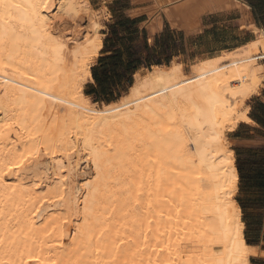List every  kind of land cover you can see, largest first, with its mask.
<instances>
[{
  "label": "bare ground",
  "instance_id": "1",
  "mask_svg": "<svg viewBox=\"0 0 264 264\" xmlns=\"http://www.w3.org/2000/svg\"><path fill=\"white\" fill-rule=\"evenodd\" d=\"M81 12L86 34L68 39L56 22ZM97 14L89 0H0V264L264 257L245 239L229 138L253 124L264 32L189 72L136 73L98 108L84 93L103 49Z\"/></svg>",
  "mask_w": 264,
  "mask_h": 264
},
{
  "label": "crops",
  "instance_id": "2",
  "mask_svg": "<svg viewBox=\"0 0 264 264\" xmlns=\"http://www.w3.org/2000/svg\"><path fill=\"white\" fill-rule=\"evenodd\" d=\"M95 7V12H104L114 20L110 25L122 18L137 21L135 27L140 32L134 46L144 56L147 55L146 45L162 52L167 49L169 40L175 41L174 48L169 51L173 55L170 64L176 61L184 69L187 59L191 68L196 61L219 58L224 53L245 48L257 39L256 29L264 32L247 0H98ZM107 35L108 32L103 34V48ZM247 106V116L253 124L240 123L230 133L236 144L233 149L236 168L239 160L242 169L241 173L238 170L236 201L246 225L245 239L246 232L252 227L259 234L264 231V85L259 94L247 101ZM256 241L253 246L263 248L261 235ZM256 258H251V264ZM257 259L264 264V257Z\"/></svg>",
  "mask_w": 264,
  "mask_h": 264
},
{
  "label": "trees",
  "instance_id": "3",
  "mask_svg": "<svg viewBox=\"0 0 264 264\" xmlns=\"http://www.w3.org/2000/svg\"><path fill=\"white\" fill-rule=\"evenodd\" d=\"M253 9L256 21L264 28V0H247ZM137 21L121 19L109 25V33L104 41L97 63L92 68L93 83H89L87 96H93L95 102L112 103L119 100L133 85V76L142 68L151 69L153 66H169L173 55L169 51L174 48L175 41L169 40L167 49L162 52L157 49H145L147 55L137 50L134 43L139 35L136 29ZM172 47V48H171ZM264 113V108H262ZM237 169L241 173L239 160ZM249 245H255L256 240L247 239ZM257 260L252 259V263Z\"/></svg>",
  "mask_w": 264,
  "mask_h": 264
},
{
  "label": "rangeland",
  "instance_id": "4",
  "mask_svg": "<svg viewBox=\"0 0 264 264\" xmlns=\"http://www.w3.org/2000/svg\"><path fill=\"white\" fill-rule=\"evenodd\" d=\"M96 2H98V0H89V3H90L91 8L93 10H97L96 9L97 7H95V3ZM97 13H98L97 15L99 16L98 17L99 18V22H100L101 27H102L101 30H100V33H101L102 38H103V34L104 33H107V32L109 33L108 26L110 24H112L114 20L111 19V17L109 15H107L106 13H104V12L103 13L97 12ZM78 16L79 17H77V19H75L74 21L69 18L67 20L66 19H64V20H57V22H56V28L61 32V34H63L64 36H66L68 39L69 38H75L77 36H83V35L86 34L85 32L87 31L86 29H87V26L89 25V22H90L89 16L87 14H85L84 12L79 13ZM63 27H64V29H63ZM96 63H97V60H96L95 64ZM259 63L263 64L261 61H259ZM185 65H186L185 71L186 72H189V68H190V60L189 59L185 60ZM147 71L148 70L145 69L141 73H145ZM89 83H91V82H88L87 84L84 85L85 86V88H84V93L85 94H87L88 91H89V88H87V85ZM90 102L91 103H94L96 105V107H98V108L103 107V104H105V103H101V102H95L93 96H90ZM229 138H230V141H231V147L233 149L236 148V144L232 140V137L229 136ZM259 233L260 232H258V230L256 228L252 227V228L248 229V231L246 232V239H249V240H258V238L261 235V237L263 239V242H264V231H262L261 234H259ZM262 250L264 251V246H263ZM255 260H257V261L256 262L254 261V264H263L261 260H259L257 258Z\"/></svg>",
  "mask_w": 264,
  "mask_h": 264
}]
</instances>
